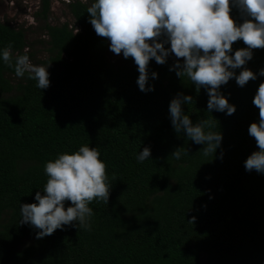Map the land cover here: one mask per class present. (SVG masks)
Wrapping results in <instances>:
<instances>
[{
    "label": "trees",
    "instance_id": "trees-1",
    "mask_svg": "<svg viewBox=\"0 0 264 264\" xmlns=\"http://www.w3.org/2000/svg\"><path fill=\"white\" fill-rule=\"evenodd\" d=\"M51 1L41 0L45 19ZM91 3L69 0L81 30L45 23L48 39L41 41L49 55L38 60L49 64L44 89L28 72L15 75L16 58L30 43L24 28L0 20V49H9V60H0V264H264V174L243 164L258 147L247 128L259 120L252 98L264 76L244 86L232 77L220 86L236 106L230 115L206 111L205 88L169 70L171 53L163 64L150 58L153 90L141 91L131 56L117 66L108 59L110 41L95 33L86 12ZM230 15L238 23L250 18L234 6ZM246 46L242 39L231 45ZM252 51L241 68L258 72L264 48ZM178 92L193 98L182 105L193 123L208 119L222 133L213 156L173 130L168 104ZM82 144L100 152L108 200L89 202L88 227L66 225L38 238V229L20 222L19 205L42 190L45 161ZM144 146L150 158L138 162ZM177 147L179 159L171 155ZM30 236L33 242L21 247Z\"/></svg>",
    "mask_w": 264,
    "mask_h": 264
},
{
    "label": "clouds",
    "instance_id": "clouds-1",
    "mask_svg": "<svg viewBox=\"0 0 264 264\" xmlns=\"http://www.w3.org/2000/svg\"><path fill=\"white\" fill-rule=\"evenodd\" d=\"M233 6L250 18L236 22L230 15ZM86 12L95 33L108 38V47L114 54L133 58L141 91L153 90L148 83L150 58L163 64L171 53L183 60H175L169 70L175 69L180 78L186 76L197 89L205 88L206 111L214 109L230 115L236 106L221 93L220 86L232 77L238 86H244L249 79L264 76V67L258 72L241 68L252 58L254 48H264V0H92ZM237 39L247 46L233 51L231 45ZM27 52L25 47L24 54L17 56L15 75L28 72L39 89L47 88L49 64H32ZM0 60H9L8 48L0 49ZM237 68H241L239 73L234 71ZM150 75L156 78L157 72ZM192 101L189 94L178 92L172 97L168 104L170 123L177 134L183 131L192 142L203 145L205 155L213 156L222 133L212 130L208 119L192 122L182 107ZM252 103L258 107L259 120L251 122L247 132L258 147L243 164L245 171L264 174V81L259 83ZM150 155V147L144 146L136 160L142 162ZM171 155L179 159L180 147ZM99 157L96 146L82 144L75 151L62 152L45 161L46 182L42 190L35 191L34 202L20 203V222L38 229V238L66 225L88 227L92 215L89 202L93 198L107 202L111 187L105 163Z\"/></svg>",
    "mask_w": 264,
    "mask_h": 264
},
{
    "label": "rangeland",
    "instance_id": "rangeland-1",
    "mask_svg": "<svg viewBox=\"0 0 264 264\" xmlns=\"http://www.w3.org/2000/svg\"><path fill=\"white\" fill-rule=\"evenodd\" d=\"M89 1V0H84ZM41 0H0V20L7 22L15 27L24 28L30 45L28 51L34 56L29 57L34 65H42L39 59L44 60L48 57V44L42 42L48 39L45 33V23L61 24L69 22L75 24L74 18L69 11V0H52L48 18L45 19L41 13ZM108 59L115 66L123 61V55L114 54L108 50ZM174 60L178 58L171 54ZM33 237H27L21 247L33 242ZM202 259L207 260V254H202Z\"/></svg>",
    "mask_w": 264,
    "mask_h": 264
},
{
    "label": "built area",
    "instance_id": "built-area-1",
    "mask_svg": "<svg viewBox=\"0 0 264 264\" xmlns=\"http://www.w3.org/2000/svg\"><path fill=\"white\" fill-rule=\"evenodd\" d=\"M83 1H84V0H83ZM70 25L73 26L74 31L81 30V28L78 27V26H75V24H71V23H70Z\"/></svg>",
    "mask_w": 264,
    "mask_h": 264
},
{
    "label": "flooded vegetation",
    "instance_id": "flooded-vegetation-1",
    "mask_svg": "<svg viewBox=\"0 0 264 264\" xmlns=\"http://www.w3.org/2000/svg\"><path fill=\"white\" fill-rule=\"evenodd\" d=\"M42 4V3H41ZM41 8H42V5H41Z\"/></svg>",
    "mask_w": 264,
    "mask_h": 264
}]
</instances>
